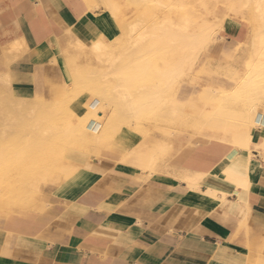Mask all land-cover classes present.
Segmentation results:
<instances>
[{
  "label": "crops",
  "instance_id": "1",
  "mask_svg": "<svg viewBox=\"0 0 264 264\" xmlns=\"http://www.w3.org/2000/svg\"><path fill=\"white\" fill-rule=\"evenodd\" d=\"M93 4L0 0V70L11 59L3 55L5 48L14 52L21 40L26 46L7 70L18 92L37 98L36 91H28L37 69L63 77L58 59L32 62L25 54L54 31L71 28L90 41L102 39L101 29L108 38L117 34L108 14L91 11ZM244 34L231 29L229 44L239 45ZM241 84L231 88L234 93L218 90L241 100ZM259 106L254 103L237 116L236 103L226 101L204 116L188 113L196 124L167 128L139 148L142 138L132 132L117 135L113 148H100L83 163L70 187L63 182L49 193L43 210L3 221L0 264H254L253 255L264 248V111ZM232 115L236 118L228 121ZM164 143L169 149L163 155ZM89 160L92 169L85 167Z\"/></svg>",
  "mask_w": 264,
  "mask_h": 264
},
{
  "label": "rangeland",
  "instance_id": "2",
  "mask_svg": "<svg viewBox=\"0 0 264 264\" xmlns=\"http://www.w3.org/2000/svg\"><path fill=\"white\" fill-rule=\"evenodd\" d=\"M93 1L94 4L92 5L91 11L101 14L108 13L109 9L102 1L100 0H93ZM196 1L197 0H133L132 2V0H126L125 3H123L124 0L123 2L121 0V6L119 7L120 10L118 9V13H121L120 15L122 16V24H124L125 26H130V28L134 25V23L135 25L140 24L139 27L138 26L135 27L136 28L135 34L138 35V33L144 32L143 35L149 36L150 39H157L160 40V43H165L164 46L165 48L166 46L171 45L172 43L170 44L166 40L163 41V38H161L159 34H156L159 25L157 23H159L160 20L164 18V16L165 18L170 16L172 18H177L176 20L178 21L182 20V22L181 21L179 22H181L182 24L184 23L183 25L187 27V29L189 28L188 30L191 31L192 33H199L200 31H203L205 29L207 30L210 27L211 31L212 30L214 31V32L212 31L213 33L211 32V38L213 37V39L209 41L210 43L209 42L205 43V45L207 44V47L205 45L195 46L194 49H196L197 52L196 50H193V48L183 49V46L180 47L178 45H173V46L171 45L166 49L159 50L158 54L156 53V51H153L151 53L153 55V59H152L153 67H151L150 73H152V75L154 74L155 77L150 82L151 84L147 85L145 84V82L142 83L143 79L141 78H143V76L146 75L145 73L147 71L145 73L140 71L134 60L127 62L126 66H124L120 70V74H121L120 76L110 75L109 78L106 79V81L103 80V82L100 84V93H93L92 96L93 105L89 107L90 108L92 106L97 107V112L100 111L99 114L103 116L102 120L104 122H106L108 117H111L112 114L113 116L116 115L117 117L119 115V118L120 116L123 115V117L120 118L121 119L120 121L122 123L120 122V126L115 125L116 127L112 126V128L109 125L108 126L105 125L103 126V128H99L100 125L98 124L93 125L92 126L93 135L90 134V136L91 138H94V136H98L99 138L97 142L98 144H95L94 142L92 143V141L87 140L82 145H81L82 142L79 141L78 143V141H74V142H62L57 144L56 147L55 146L52 147L55 150V152L59 155L62 165L67 167L55 169L50 173H46L47 175L45 174L44 171L41 170L42 174L47 176L46 180H43L40 183L41 189H40V195L38 197L40 200V204L42 203L43 205L41 204L40 205L41 207L37 209L35 208L31 209L30 207H28L25 209V211L43 210L48 203L47 200L49 193L52 192L55 188L59 187L63 182L67 183L66 185L69 184L70 187V182H72V178L80 169V167L84 165L83 163L87 159H89V157H91L95 151L99 150L100 148H105V149L113 148L115 146V138L117 137V135L129 133L130 131V133L132 132L133 134L142 138V143L137 145L135 148H139L140 145L143 146L147 142L149 143V145H151L152 144L151 142L153 141L150 142V140H155L156 136L162 137L164 135L165 130L169 127L168 123L165 122L163 119L165 118V113L167 112L170 105L179 104V106H183L184 109H186L185 110L186 113L193 114V116L196 115L204 116L205 112L211 111V109L214 106H218L220 103L223 102L225 103L226 101L236 103V106H238V109L236 110L237 116L239 115V113L240 114L243 112L248 113L250 106L253 105L254 103H259L260 106L258 109L260 111H264V81L260 83L261 85L259 86V84L253 82L251 79L249 84L247 85L245 84L246 90L244 91L243 98L241 100H239L236 96L233 95L228 96L227 94H225V92L218 90V88L220 87L221 88L225 87L224 88L225 91L234 93L235 89H231V88L236 87L239 84V82H242L244 78L246 79L248 78V76L251 75H254L253 78L254 80L257 78L261 79V77L264 80V74H263L264 71L261 72L262 70L261 67L263 66L260 67V65H264V0H252V1L251 0H206V2L205 0L203 1L198 0L197 2ZM158 3H161L162 5L161 4L158 5ZM153 6L155 7L154 9ZM148 7L149 8L152 7V8L147 9ZM156 7L157 9L158 8L160 9L157 10ZM145 9L149 10V12L151 11L150 13L154 12L155 15L149 16V18L147 17L143 23L142 21H137V20H141L140 14H143V12L146 11ZM250 11L252 13L254 12L253 14L255 15L253 16V19L255 21L257 20L256 31L259 32L257 34L258 36V41H256L257 44H253L252 42L253 38L251 37V34L253 35V32L251 31L252 23L250 20L252 18L251 17L252 13ZM260 14H262L261 16L262 19L259 18ZM91 15L95 17L94 16L95 14H91ZM254 17H256L257 19ZM253 19L252 21H254ZM207 26L208 28H206ZM233 28L238 30V32H241L242 34L245 33L239 45L229 44L230 38L228 36V33ZM99 33L101 34V38L104 41L106 42L109 41V38L102 35V29L100 30ZM54 35L55 37H53ZM53 36L50 38L46 37L45 44L40 46V48H36L35 50H32L31 48L25 54L28 55L30 53V58L32 62L35 61H38L40 63H44L46 61L53 62L55 59H58L57 63L59 65V68H57L58 69L57 71L59 73L60 70L62 72V70L64 69L62 73L66 78L64 76L61 78L60 76H58V79L57 78L54 79L52 78V76L46 73L44 68L35 70L34 76L32 77L33 88L32 90H28V89L27 90L37 92V94L35 95L34 93V95L37 97L36 102L38 103V106L34 109L35 111L34 115H29V118H31L30 120H33L34 117L39 118V116L40 117H42V115L49 116L50 114L57 115L59 118H62L63 115L67 116L73 114L72 116L75 119V117L77 118L78 115L76 116L74 115V113H71L73 111H70V108L72 107V105H74V102L77 103V101L78 102L81 101L80 96H82L83 92H90L89 89L83 90L82 88V90L79 91V94L76 95V89L74 86L75 81H74V77L72 76V71L70 70L69 64H67L68 62L66 60V55L61 52L62 50L61 48L63 47L61 32L54 31ZM179 44H181V42ZM200 46H201V50L198 51V49H200ZM203 46L206 48L202 49ZM188 50L190 51L187 52ZM12 51L13 49L10 47L5 48L4 56H8L12 58L14 56L12 54ZM173 54L174 55L183 54L185 56L187 55L188 56L183 63L181 62L180 65L176 67V69L177 68L179 69L176 70L171 80H168L166 77L163 78L162 73H160L161 70L155 69L154 66L158 61H160V64L165 65L168 59L173 56ZM156 55H158L157 56L158 58L156 57ZM91 58L93 59L90 60ZM80 60L82 65H84L87 68L96 67L102 70L105 69L104 67L105 65L103 64V62H101L102 64H100V60L94 59V56H90V57L88 56L87 59L85 60L80 59ZM193 60H195L194 63L191 62ZM89 63L90 65H88ZM118 63L119 61L116 62V66L121 65L120 63L119 64ZM178 71L180 72L179 74ZM138 74L141 75L138 76ZM134 76L135 78H132ZM117 79L122 80V82ZM107 80L110 81L111 86L109 81ZM116 80L119 82H117ZM105 82L106 83L108 82L109 86ZM134 82L135 83L137 82L136 83L137 85L134 87V89H131L129 85L131 83L134 84ZM115 83L119 85V91L123 90L125 85L130 87L131 91H129L130 95L128 93L129 97H127L128 95L126 94L127 102H130L133 99L135 100L137 94L140 91H144L156 84H159L163 87L166 83L168 84L167 86L168 88L164 93V95H162V99L159 101L160 102L159 104L155 103L152 104L153 105L152 106L147 103L146 104L144 103V106L146 107H143L142 112L132 115L128 112L123 113L119 111V107L122 106L123 104V99L122 97L119 96V93L113 88L116 85ZM104 85L106 87H104ZM43 86L44 88H42ZM27 90L25 91L21 90V91L27 92ZM2 101L7 106L6 113H8L9 116H14L18 114L17 111L13 109L14 106L13 104H11L10 100L7 97H4ZM86 106L87 105H85L84 107L86 108ZM32 107H34L33 104L30 106H24L23 108L24 111H28L31 110ZM147 109H149L151 113H149ZM116 110L121 114H119ZM85 111L87 110L83 109V111H81L79 115L82 116V114H84ZM2 115H3V110H0V117H2ZM236 115H232L231 119L229 118L230 120L228 121L235 119ZM1 129L2 128L0 126V130ZM188 133L190 135L203 136L191 132ZM230 141H233V139H231ZM44 142H45V138L43 137L42 138H40L39 136L33 137L32 143L38 148H40L41 144H43ZM3 144H4V137L0 132V146ZM168 144H166L167 145L166 146L164 143V145L161 144L160 146V150L163 155L164 152L169 149ZM50 156L52 155H49L47 159H50ZM40 160L41 159H39L38 157L34 159L33 161L34 168L43 169L42 167L45 166L46 160L43 162ZM10 165L11 164L8 163H4L2 165L0 164V169L8 170L6 173L0 174L1 176L0 177V186H1L0 187V231L3 221L8 216L10 217V215L12 216L17 213H22L21 211H17L15 213H13L12 211L13 206L11 205H13L14 203H18L22 197L21 194L17 191V189L16 190L8 189V187L10 188L11 183L13 184L20 183L19 174ZM85 167L86 169H92L93 163L90 162L89 160V162L86 163ZM142 167L149 169L151 171L155 170V168L151 166L144 165ZM48 174H51V176H48ZM14 178L16 179L17 183L13 182L15 181ZM66 185L63 186L65 187ZM9 192L11 193L9 194ZM253 256H255V258L257 257L253 261L254 264H261V263L264 264V248L259 253Z\"/></svg>",
  "mask_w": 264,
  "mask_h": 264
},
{
  "label": "bare ground",
  "instance_id": "3",
  "mask_svg": "<svg viewBox=\"0 0 264 264\" xmlns=\"http://www.w3.org/2000/svg\"><path fill=\"white\" fill-rule=\"evenodd\" d=\"M100 1H102L106 5V7L109 9V10L107 9L108 10L107 14L110 18V21H111L113 28L116 30V33H117V34L112 35L109 38V41L106 42L103 39H97L95 41L84 40L76 33V31H74L71 28H68L65 31H60L62 41H63V44H62L63 47L61 48L62 49L61 52L66 55V60L68 62L67 64H69L70 70L72 71V76L74 77V81H75L74 86L76 89V95L79 94V91H81L82 88H83V90L89 89V91H90V92H83L82 96H80L81 101L80 102L77 101V103L74 102V105H72V107L70 108V111H73L71 113H74V115H76V116L78 115L77 118L75 117V119H74L72 116L73 114H70L67 116L63 115L62 118H59L57 115H51L50 114L49 116H47V115H42V117L39 116V118L34 117L33 120H30L31 118H29V115H34V112H35L34 109L38 106V103L36 102V98L30 97V96L25 95L21 92H18L15 88L14 80L12 79L11 75L7 71L10 62L13 59H15L16 57L22 55L23 52L25 51L26 46L23 43V40L18 41L17 44H15V46H14L15 51L12 52V54L14 56L8 60V63L4 67V69L0 70V110H3V115H2V117H0V126L2 128L0 130V132L2 133V135L4 137V144L0 146V164L1 165L4 163L11 164L10 166L13 167V169H15V171L19 174L20 183L19 184L11 183V186H10V188L8 187V189H10V190H13V189L16 190L17 189V191L21 194V197H22L18 203H14L13 205H11V206H13V208H12L13 213H15L17 211H21L23 213V212H25V209L28 207H30L31 209L32 208L37 209V208L41 207L40 205L42 203L40 204V200L38 198L40 195V189H41L40 183H41V181L46 180V178H47L46 173H50L53 170L58 169V168L67 167V166L62 165L61 160L59 158V155L55 152V150L52 147H54V146L56 147L57 144L62 143V142H74V141H78V143L80 141V142H82L81 143V145H82L87 140L92 141V143L94 142L95 144H98L97 143L99 140L98 136H94V138H91V136H90V134L93 135V127H92L93 125L98 124V125H100L99 128H103V126H105V125H107V126L109 125V126H111V128H112V126H115V125L120 126V122H121L120 118L123 117V115L120 116V118H119V115L117 117L115 114H114L115 116H113V114H112V116L108 117L107 121L104 122L102 120L103 116H101V114H99L100 111L97 112V107H93V106L91 108L89 107V106L93 105L92 104L93 93H100V84L103 82V80L106 81V79L109 78L110 75L120 76L121 75L120 70L124 66H126L127 62L134 60L140 71H142L144 73L147 71L145 73L146 75H144L143 78H141V79H143L142 83L145 82V84H147V85L151 84L150 82L155 77L154 74L152 75V73H150V69H151V67H153V64H152L153 55L151 54L153 51H156V53L158 54L159 50L166 49L167 47H169L171 45L172 46L178 45L180 47L183 46V49L193 48V50H196V49H194L195 46L205 45V43H208L210 40L213 39V37L211 38V32L213 30L211 31L210 27H209V29H207V30L205 29L203 31H200L199 33H192L191 31L188 30L189 28L187 29V27H185L183 25L184 23L183 24L181 23L182 20H179V21H181V22H179L178 20H176L177 18H172L171 16L165 18V16H164V18L162 20H160L159 23H157L159 25H158V31L156 34H159V36L161 38H163V41L166 40L168 43H170V44L172 43L171 45L167 44L168 46H166V48H165L164 47L165 43H160V40H157V39H150L149 36L143 35L144 32L138 33V35L135 34V31H136L135 27L136 26L139 27L140 24L135 25V23H134L135 26L131 25L132 26L131 28H130V26H125L124 24H122V16L120 15L121 13H118V9L121 6V0L120 1H118V0H100ZM125 1L126 0H124V2H123V0H122L123 3H125ZM132 2H133V0H132ZM205 2H206V0H205ZM160 4L161 3H158V5H160ZM154 6H153V9L155 8ZM150 8H152V7H150ZM150 8L148 7L147 9H150ZM147 9H145L146 11H144L143 14H140L141 20H137V21H142V23H143L147 17L149 18V16L155 15L154 12L150 13L151 11L149 12V10H147ZM156 9H157V7H156ZM158 9H160V8H158ZM187 11H188V9H187ZM253 13L251 16L252 18L249 16L251 18L250 20L252 23L251 24V31L253 32V35L251 34V37L253 38V40H252L253 44H257V42H256V41H258L257 34L259 32L256 31L257 30V27H256V25H257L256 21L257 20L255 21L253 19V16L255 15ZM262 14H260V17L258 16L260 19H262L261 18ZM254 18H256V17H254ZM252 19L254 21H252ZM261 21H263V20H261ZM106 22L108 23L109 21L107 20ZM185 25H187V24H185ZM208 26L206 28H208ZM180 42H181V44H179ZM201 46H200V49H198V51L201 50ZM205 46L207 47V44ZM206 47L203 46L202 49H205ZM189 51L190 50H188L187 52H189ZM196 52H197V50H196ZM195 55H196V53H195ZM88 56L89 57L94 56V59L100 60V64H102L101 62H103V64L105 65L104 66L105 69L102 70V69L96 68L95 65H94L95 68H87L84 65H82L80 59L85 60L88 58ZM157 56L158 55H156V57ZM187 56H185L183 54H177V55L173 54V56L168 59V61L166 62L165 65L160 64V61H158L156 63V65L154 64L155 65L154 68L161 70L160 73H162L163 78L166 77L168 80H171V78L174 76V73L176 72V70L179 69V68L176 69V67H178L181 62L183 63L185 61V59L187 58ZM92 59L93 58H91L90 60H92ZM187 60H189V59H187ZM117 61H119V63L121 65L116 66ZM191 62L194 63L195 60H193ZM88 65H90V63ZM261 66H263V67H261ZM162 67H163V69H162ZM260 67L262 69L261 72H263L264 71V65H260ZM126 69H127V67H126ZM63 70H62V72H63ZM124 72H126V71H124ZM124 72H122V73H124ZM179 73L180 72L178 71V74ZM141 74H143V73H141ZM141 74H138V76ZM263 74H264V72H263ZM68 76H70V75H68ZM132 78H135V76ZM253 78H254V75L248 76V78H246V79L244 78V80L242 81V84L240 85V87H238L237 91L238 92L242 91V94H243V90H245V84L246 85L249 84L251 79L253 82H256L257 84H259V86L261 85L260 83H262L264 81L262 77H261V79L257 78L255 80ZM117 80H119V79H117ZM160 80H162V79H160ZM107 81H109V80H107ZM119 81L122 82V80H119ZM119 81H117V82H119ZM109 83H110V81H109ZM136 83L135 82H134V84L129 83L130 85L129 84L128 85L131 87V89H134V87L137 85ZM106 84L108 85V82ZM110 86H111V83H110ZM129 86L125 85L123 90H121V91H119V85L118 84H116L113 88L119 93V96L122 97V99H123V104H122V106L119 107V111L123 112V113L128 112L132 115L142 112L143 107H146V106H144V103L145 104L147 103L149 105H152L155 103L159 104L160 103L159 101L162 99V95H164V93L166 92V90L168 88L167 87L168 84H166V83L163 87L159 84H156L154 86L149 87L148 89H146L144 91H140L137 94V97L135 98V100L133 99L132 101L127 102L126 99L130 95L129 91H131ZM104 87H106V86L104 85ZM138 89H141V88H138ZM128 93H129V95H128ZM126 94L128 95L127 97H126ZM105 95H106V93H105ZM4 97H7L10 100L11 104H13V106H14L13 109L16 110L18 114L14 115V116H9L8 113H6L7 106L2 101V99ZM132 98H130V99H132ZM163 100H165V99H163ZM6 101H7V99H6ZM55 101H56V99H55ZM50 103H52V102H50ZM32 104L34 105V107H32L31 110L24 111V108H23L24 106H30ZM47 104H48V102H47ZM85 105H87L86 108L84 107ZM54 108H55V106H54ZM83 109H86L87 111H85V113L82 114V116H81L79 114L81 111H83ZM147 110L149 113H151V111H149V109H147ZM29 111H30V113H29ZM119 114H121V113H119ZM97 117H98V119H97ZM99 117L101 120L99 119ZM163 120L168 123V125H169L168 128L171 130H176L178 128L184 127L187 124H190V123L196 124L198 122L197 121L198 119L196 117H192L188 113H186L183 106H179V104L178 105H170L167 112L165 113V118ZM99 135H100V133H99ZM34 136H39L40 138H42V137L45 138V142L43 144H41L40 148L36 147L32 143ZM50 149H52V150H50ZM49 155H52V156H50V159H47L49 157ZM37 157L39 159H41L40 161H42V162L47 159L45 161V163H46L45 166L42 167L43 169L34 168V166H33L34 162L33 161ZM63 164H64V162H63ZM41 170L44 171L46 175H43ZM7 171L8 170L0 169V174L6 173ZM16 172H14V173H16ZM14 173H13V175H14ZM48 176H51V174H48ZM13 182L17 183L16 179ZM5 192H7V191H5ZM11 192H9V194Z\"/></svg>",
  "mask_w": 264,
  "mask_h": 264
}]
</instances>
